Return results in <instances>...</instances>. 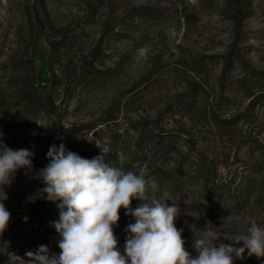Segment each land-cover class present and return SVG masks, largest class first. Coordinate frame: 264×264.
<instances>
[{
	"label": "rangeland",
	"instance_id": "374dc122",
	"mask_svg": "<svg viewBox=\"0 0 264 264\" xmlns=\"http://www.w3.org/2000/svg\"><path fill=\"white\" fill-rule=\"evenodd\" d=\"M87 1L45 0L54 24L69 25L74 45L68 54L75 61L101 39L103 19L84 18ZM105 1L121 6L118 17L122 8L137 5L159 16L114 20L95 64L106 75L89 84L72 82L55 64L59 84L51 87L50 47L45 36L34 49L30 44L27 0H0V99L14 121L4 142L33 150L37 169L47 164L53 143L84 158L101 152L123 157L146 181L147 199H133L131 206L175 201L180 213L174 224L192 255L195 240L208 229L246 234L252 220L264 227V155L253 146L254 140L264 143V0ZM33 72L35 85L47 87L45 97L54 102L48 110L21 99L24 78ZM176 166L183 173L171 185L159 186L147 175L149 167ZM223 185L226 197L218 198L215 188ZM41 187L17 170L4 186L10 220L33 207L58 211L44 199L26 202ZM118 211L114 234L122 251L124 228L134 220ZM11 232L16 237L0 244V264H26V235ZM26 238L35 249L44 244L60 252L55 229Z\"/></svg>",
	"mask_w": 264,
	"mask_h": 264
},
{
	"label": "clouds",
	"instance_id": "9594fccd",
	"mask_svg": "<svg viewBox=\"0 0 264 264\" xmlns=\"http://www.w3.org/2000/svg\"><path fill=\"white\" fill-rule=\"evenodd\" d=\"M4 136L0 131V190L5 194L0 198V234L11 215L3 203L7 198L4 186L11 185L17 170L43 185L26 202L44 199L58 209V219L50 226L58 235L60 252L41 244L35 252L25 253L26 264H233V258L243 259L245 252L264 257V227L255 220L250 221L246 234L204 231L192 245L196 253L192 255L185 250L183 229L174 224L180 213L175 201L172 205L167 200H152L131 206L133 199H147L143 175L109 165L102 152L91 159L81 157L62 142L49 146L47 164L37 169L32 163L34 151L12 149ZM121 208L134 220L124 228L122 251L114 234Z\"/></svg>",
	"mask_w": 264,
	"mask_h": 264
},
{
	"label": "trees",
	"instance_id": "16d2710c",
	"mask_svg": "<svg viewBox=\"0 0 264 264\" xmlns=\"http://www.w3.org/2000/svg\"><path fill=\"white\" fill-rule=\"evenodd\" d=\"M121 6L115 5L114 3L105 0H88L86 2V18L87 21H91V18H102V33L101 39L96 45L91 47L84 55H81L76 61L74 60V55L69 56V52L73 49V41L68 31V26H56L47 10L45 0H33L31 5H26V18L29 26V37L30 44L33 49L41 36L47 38L48 45L50 47L48 69L50 71V76L48 77L46 84L50 83L51 87L53 85H58L59 82L56 81V74L53 66L55 64L63 65L64 67V79L71 80L72 82L86 81V84L92 83L93 79H99L100 76L97 74H105V71H100L95 67L96 63H101L102 57V44L103 38L112 33V26L114 20L117 19L125 20L126 18L138 17V16H155L158 17L159 14L155 10H151L149 6L137 5L129 8H122V15L118 17L115 11L120 9ZM64 57H67L65 60ZM63 61V62H62ZM228 62V59L225 63ZM91 77V78H89ZM34 72L32 77L26 76L23 81V89L21 92V99L28 103L30 106H38L42 110H48L52 107L53 103L48 100L46 96L45 86H37L34 81ZM263 99V98H262ZM254 101H252V105ZM55 111L51 109V113ZM109 111H106L108 113ZM13 117L10 115L9 111L5 107L0 99V131L6 135H12L13 130ZM66 133L70 132L72 134L76 133V130H64ZM253 146L255 151L264 155V143L258 140L253 141ZM101 154V153H99ZM92 154L86 158L91 159L92 157L99 155ZM104 154V161L111 166L120 167L123 171H132L131 167L124 161L121 162V157L115 153L106 152ZM148 174L152 181L157 185H171L176 183L178 179L181 178L183 170L174 168V171H167L159 167H149L147 168ZM224 185L215 188V195L218 198H225L226 192L224 191ZM27 216L28 219L25 221L23 217ZM58 219V211H47L38 210L36 207L31 208L27 213L21 215L15 220H9L8 225L4 232L0 234V244L9 242L13 237L12 230L17 232H22L28 236L44 237L46 233H49L53 227L50 226V222ZM11 232V233H10ZM26 237H21L23 240L22 253L28 251L35 252V248L30 246ZM264 257H256L255 255L248 256L247 252L244 254L243 259L233 258V264H263Z\"/></svg>",
	"mask_w": 264,
	"mask_h": 264
}]
</instances>
